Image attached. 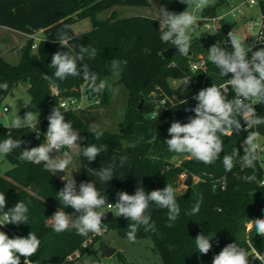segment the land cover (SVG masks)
Returning a JSON list of instances; mask_svg holds the SVG:
<instances>
[{"label":"trees","instance_id":"trees-1","mask_svg":"<svg viewBox=\"0 0 264 264\" xmlns=\"http://www.w3.org/2000/svg\"><path fill=\"white\" fill-rule=\"evenodd\" d=\"M162 7L168 11L181 13L187 5L181 0H159ZM226 0H218L203 10V17L215 19L219 17V8ZM149 0H0V27H5L24 35H31L43 31L45 40L40 42L37 49H32V41L28 40L20 61L13 65L0 56V84L7 83V90H0V109L3 102L12 92L15 85L28 82V93L31 97L26 112L30 111L39 117L37 129L47 130L49 109L58 107L61 99L67 98L86 82L81 77H68L63 81L55 80L59 85L58 91H53L49 81L43 79L44 74L52 76L55 69L50 67L52 55L57 51L66 52L62 47L57 34L65 31L64 26L70 25L68 35L73 36L69 49L70 53L79 52L80 46H90L97 50L94 59H87L90 70L98 74V81L104 80L106 87L102 98V105L109 103L107 89L108 79L117 77V83L122 84L128 93V105L124 121L119 125L118 132L103 130L104 135L100 140H95L90 133L91 123L81 116L82 113L63 112L65 120L71 121L73 128L82 138L80 146L86 147L95 143L108 145V151L97 156L95 161L89 162L79 153L81 182L96 181V187L107 197L108 203L117 202V193L126 191L135 194V190L142 185L146 192L163 189L166 184L173 185L174 177L187 173L188 190L181 196H176L180 207V214L176 221L169 224L167 209H157L152 205L151 216L156 224V231L145 232L143 226L138 230L136 239H151L155 252L161 257L164 264H207L213 257L229 243H237L249 254V264H264L257 256H264V237L256 234L255 227L247 233V223L255 219H264V186L260 185L263 171L256 162L255 174L257 180L248 183L242 179L244 175H251L252 169L241 170L239 163L231 172H226L222 164L224 154H231L237 148L243 155L242 142L248 133L243 129L246 124L241 120L242 130L234 132L231 136H222L224 152L214 164L205 165L192 158L180 167L170 171L162 170L160 164L155 163L152 154L164 152L170 154L165 144L168 128L174 121L187 123L191 111L197 104L193 97L198 94L204 80V73L190 71V63L199 56H208L210 47L223 43L228 38V33L233 31V25L225 24L217 32L204 38H194L191 41L189 54L183 56L177 51L165 59L163 53L175 48L171 43H163L160 39V22L154 17L131 16L119 18L112 15L107 20L97 19L100 12L115 7H150ZM260 12L264 14V1L259 2ZM76 17V18H74ZM91 19V30L76 34L73 26L76 20ZM264 47H259L257 50ZM113 59L127 61L122 64L119 75L113 74L110 62ZM209 77L206 84L212 86L227 81L231 78L219 75V69L211 62L208 65ZM190 76L187 85L182 84L173 88L171 80H181ZM87 87V85H86ZM88 88V87H87ZM57 92V94H56ZM155 93V96L151 95ZM162 94L170 97L176 96L175 106L161 109L155 117H148L155 110V103ZM255 111L258 116H264V103L257 104ZM26 114V113H25ZM257 131L264 138V125L258 126ZM9 132L13 139L25 141L21 148H31L43 143L42 138H37V133L27 128L7 129L0 127V141L7 139ZM135 143V147H129ZM22 149H15L11 154L5 155L13 168L4 176L0 175V192L6 196L4 211L14 207L18 201H23L28 206V223L20 225L10 224L11 231L18 237H27L29 232L35 233L41 240L38 252L30 259L33 264H63L69 254L77 249H82L83 243L93 239L86 249L100 241V237L93 238L76 234L75 229H70L57 234L48 224V219L62 206L56 199L57 192L64 187V183L50 171L45 170L43 163L33 164L25 162L18 157ZM68 151L67 148L63 149ZM150 153V156L147 154ZM129 157V165L116 168V175L106 185L99 183L94 172L104 165L111 163L113 156L119 160L120 155ZM192 176L200 177L203 181L192 183ZM139 182V185H138ZM225 188L222 189V184ZM203 200L199 213L189 215L198 197ZM31 203H28V202ZM217 208L222 211H217ZM104 209L113 212L107 204ZM64 211L73 213L74 210L65 208ZM2 215V212H0ZM75 213L73 216H78ZM131 221L123 217L114 216V221L102 224L107 229H115L126 238L127 226ZM203 233L213 236L210 240L212 248L207 255L198 253L195 238ZM7 234V233H6ZM117 254H119L117 252ZM24 257H21L23 264Z\"/></svg>","mask_w":264,"mask_h":264},{"label":"clouds","instance_id":"clouds-1","mask_svg":"<svg viewBox=\"0 0 264 264\" xmlns=\"http://www.w3.org/2000/svg\"><path fill=\"white\" fill-rule=\"evenodd\" d=\"M181 3L188 7L185 11L177 14L168 11L164 7L159 8L158 20L160 21V39L163 43H171L178 52L187 56L191 47L192 33L198 22L197 15L194 11H203L212 6V0H181ZM192 9V10H189ZM65 31L57 34L59 44L67 48L68 51H57L52 55L50 67L55 69L52 76L43 75V79L49 81L52 90L58 91L59 85L55 80L63 81L68 77H81L87 82V87L94 93H100L106 87L104 80L98 81V74L90 70L87 59H94L97 50L94 47L80 46L79 52L70 53L69 49L73 47L70 41L73 36L68 35L70 25L64 26ZM231 46L234 49L229 52L221 47L220 43L214 44L208 50V60L219 69V75L231 78L224 84L204 88L196 94L193 99L197 104L191 111L194 116L188 118L187 123L174 121L168 128L170 139L164 142L168 150L177 154H189L195 160L205 165L214 164L220 159L221 152H224V142L222 136H231L234 132L242 130L241 120L247 127L243 130L248 133L246 139L242 142L243 152L241 155L237 148H234L231 154H224L222 164L226 172L239 163L241 170L252 169L251 175H244L242 179L245 182L252 183L257 180L255 174L256 161L258 156V140L260 132L256 129L264 125V116H258L253 105L264 103V48L252 51L251 46L247 45L241 36L230 31L228 33ZM261 43L264 39L258 38ZM251 52V59L248 53ZM127 61L113 59L111 70L113 74L119 75L122 71V64ZM55 78V80L53 79ZM190 80H186L188 86ZM229 86L235 93V97L228 99ZM8 84H0V90H7ZM27 107V102H25ZM48 128L45 134V143L31 148H21L26 143L20 139H13L11 132L8 138L0 141V154L9 155L15 149H22L19 159L33 164L43 163L45 170L55 174L64 172L62 181H65L64 187L57 192L56 199L62 206L49 219L52 230L57 234L63 233L70 229H75L76 234L88 237L89 233L103 235L107 231L102 227V217L105 215L104 206L107 204L109 209H114V216L123 217L131 223L127 226L125 233L128 242L135 243L138 230L143 226L145 232H155L156 224L150 214L152 205L157 209H167V217L172 227V222L176 221L180 214V207L176 199V190L171 184H166L163 189L146 192L142 185L135 190V194L130 195L126 191L117 193V202L108 203L107 197L100 189L96 187V181L81 182L77 190L76 180L71 174H68V166L72 163L73 157L69 151L63 152V158H52L50 155L54 150L58 153L62 149L79 150L83 157L89 162L95 161L97 156L108 151V145L95 143L81 147L82 138L74 130L71 121L65 120L64 113L60 108L55 107L48 116ZM39 117L35 113L27 111L23 118L16 116L6 125L9 129L27 128L37 131ZM90 133L94 134L95 140H100L104 135L103 130L98 125L92 124L89 128ZM135 143L129 147H135ZM126 164L130 166L129 157L120 155L119 160L112 157L111 163L102 166L94 172V176L99 183L106 185L116 175V168H123ZM203 197L200 195L191 209L189 215L199 213ZM28 203H31L30 201ZM6 205V196L0 192V212H2V222L0 225L28 223V206L23 201H18L14 207L4 211ZM71 208L73 213L64 211L65 208ZM217 211L222 209L217 208ZM75 213L78 216L73 218ZM255 227L256 234L264 237V219H255L253 224H249V230ZM209 237L203 233L198 234L195 238V245L198 253L207 255L212 248ZM41 240L38 236L29 232L27 237L9 238V236L0 231V264H21V257H24L23 264H33L30 259L34 256L40 247ZM257 259L264 261V256H257ZM212 264H249V254L237 243L227 244L219 254L215 255Z\"/></svg>","mask_w":264,"mask_h":264},{"label":"rangeland","instance_id":"rangeland-1","mask_svg":"<svg viewBox=\"0 0 264 264\" xmlns=\"http://www.w3.org/2000/svg\"><path fill=\"white\" fill-rule=\"evenodd\" d=\"M149 1L151 5L148 8L125 6L115 7L113 9L98 13L97 19L107 20L112 15L119 18L131 16L158 18L159 8L162 7L159 0ZM216 1L218 0H212V4ZM256 1L260 2L264 0ZM244 2L245 0H226V2L219 8L218 11V14L222 16L229 11L230 5H241L240 9L242 11V15H240L239 20L228 16L223 22L217 21L214 24V22H209L207 21V18L203 17V11H194V14L198 17V22L195 26V31L192 33V40L194 38H204L210 34H214V25L216 28H220L225 24H230L234 27L233 31L238 33L242 40L250 46V42L254 40V37L246 31V19L249 21L250 19H256L260 15V7L259 4L250 7ZM199 23H201V25H199ZM208 25L210 29H208ZM92 27L93 24L91 19L86 18L84 20H76L73 29L76 34H80L91 30ZM28 40L29 38L20 32L5 27H0V56L10 64H18ZM170 84L173 88H177L181 83L180 80H171ZM29 87L30 84L28 82H20L15 85L12 92L5 99L2 108L0 109V113L4 107L8 108L9 112L6 114V118L0 116V123L2 127H5V125L17 115L21 118L24 117L20 115V112L26 109L30 104L31 97L28 93ZM107 89L109 92V103L104 105L99 111L84 112L81 114V116L88 123H91V125H98L101 130L118 132L119 125L125 119L128 105V93L122 84L117 83V77H111L108 79ZM25 102H27V107L25 106ZM68 151L71 153L73 161L68 166L67 171L68 174H71L72 172V176L77 183V190H79V184L81 183L79 150L68 149ZM50 155L52 158H55L56 156L58 158H63V151L55 154L51 153ZM150 155V153L147 154V156ZM151 158L154 159L155 163L160 164V166H162V170L165 172H168L171 169H176L184 162L192 159L189 154H177L173 152L170 154L164 152H155L152 154ZM12 168L13 166L6 159V156L0 154V175L4 176V174ZM55 174L60 179V181H62L61 177L66 175V173L59 171ZM62 182L64 184L66 183L65 181ZM172 186L176 190V196H181L188 190V186L186 185V181L182 177V174L176 175L174 177ZM105 211L106 210L104 209V212ZM73 218H75V216H73ZM49 219L48 224L51 225L49 223ZM249 224L253 223H247V233H250L253 230V227L251 230H249ZM100 238L101 240L94 243L90 247L89 251H87L82 256V258L77 260L74 264H164L161 257L155 252L154 243L151 239H136L135 243H130L128 242L127 238L122 237L115 229H107V231H105L103 235L100 236ZM102 245L116 249L119 254H115L111 257H102V253L100 251V247ZM207 264H212V262Z\"/></svg>","mask_w":264,"mask_h":264},{"label":"built area","instance_id":"built-area-1","mask_svg":"<svg viewBox=\"0 0 264 264\" xmlns=\"http://www.w3.org/2000/svg\"><path fill=\"white\" fill-rule=\"evenodd\" d=\"M244 3L249 5L250 7H253V6L259 4V2H257L256 0H245ZM240 7H241V5H239V6L238 5H230V9L226 14L219 16L215 19H207V21H209V22L212 21L215 24L217 21L223 22L224 19L228 16H231L233 19L239 20L240 15H242V11H241ZM213 28L215 29V32H217L218 28H216L215 25L213 26ZM208 29H210L209 25H208ZM246 31H247V33H250L254 37V40H252L250 42V46L252 48V51H256L259 47H264V43H261L260 40L258 39V38L264 39V14L262 12H260V15L256 19H250V21L246 19ZM26 36L29 38V40L32 41V49L33 50H36L39 43L45 40V36H44L42 30L38 31L34 34L26 35ZM220 45H221V47L225 48L229 52L234 50L231 46L230 40H227V41L221 43ZM248 58L251 59V52L248 53ZM209 63H210V61L208 60V56H199L196 60H193L190 63V71L192 73H196V72L204 73L205 77H204V80L201 84L202 89L210 87L209 85L206 84V80L209 77V70H208ZM186 80H190V76H185L183 79H181L180 85L185 84ZM224 83H226V81L221 83V84H224ZM86 85H87V82L85 84L81 85L75 94H72L71 96H69L67 98L61 99L59 102L58 108H60V110L63 112H76V113L96 112V111L101 110L103 107L102 98H103L104 90L100 93H94L93 91L89 90L86 87ZM56 94H57V92H56ZM152 96H155V93H153L151 95V97ZM234 97H235V93L231 89V87L229 86L228 99H232ZM151 102L155 103V110L151 114H149L148 117L153 118L159 113V111L161 109H166V108H170V107L175 106L177 103V97L176 96L170 97L166 94H162L161 98L158 101L151 99ZM256 106H257V104L253 105L254 108H256ZM51 111H52V109H49L48 116L50 115ZM8 112H9L8 108L4 107L2 109V112L0 113V116L6 118V114ZM1 126L2 125L0 123V127ZM246 127H247V125H246ZM254 130H257V128ZM37 131H39V135H36V137L38 139L42 138L44 140L43 143H45V134H46L47 130L37 129ZM261 138L264 139L260 135L259 140H258V144H259L258 156H259V159L256 162H258V164L260 165V167L263 171V174H264V140H262ZM62 151H63V149L61 150V152ZM55 153H58V152H56L54 150L52 152V154H55ZM243 154H244V152H243ZM182 177L186 181L188 179L189 175L185 172L182 174ZM201 181H203V180L200 177L192 176V183L193 184H198ZM260 185L264 186V176H263V179L260 181ZM224 188H225V184L223 182L222 189H224ZM0 222H2V215H0ZM0 231L7 233L9 238L18 237L11 231L10 224L0 225ZM100 236H102V235L93 234V238L100 237ZM92 242H93V239H90V240L86 241L85 243H83L82 249H86L90 244H92ZM82 249H77V250L73 251L71 254H69L63 264H74L77 260L82 258V256H83Z\"/></svg>","mask_w":264,"mask_h":264},{"label":"water","instance_id":"water-1","mask_svg":"<svg viewBox=\"0 0 264 264\" xmlns=\"http://www.w3.org/2000/svg\"><path fill=\"white\" fill-rule=\"evenodd\" d=\"M201 25V24H200ZM177 51L176 48H171L169 50H167L166 52L163 53V57L165 59H169L175 52ZM26 113V109L22 110L20 112L21 116H24ZM114 221V214L113 212L109 211L106 212L105 215L102 217V223L103 224H108ZM100 251L102 253V257H111L114 256L115 254H117V250L114 248H110L106 245H102L100 247Z\"/></svg>","mask_w":264,"mask_h":264},{"label":"crops","instance_id":"crops-1","mask_svg":"<svg viewBox=\"0 0 264 264\" xmlns=\"http://www.w3.org/2000/svg\"><path fill=\"white\" fill-rule=\"evenodd\" d=\"M201 23H199V25H200ZM26 36V35H25Z\"/></svg>","mask_w":264,"mask_h":264}]
</instances>
